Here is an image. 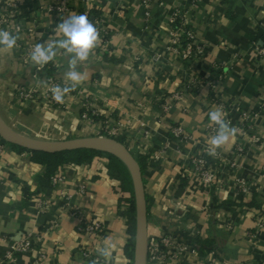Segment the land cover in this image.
Here are the masks:
<instances>
[{
  "label": "crops",
  "instance_id": "0c3cea01",
  "mask_svg": "<svg viewBox=\"0 0 264 264\" xmlns=\"http://www.w3.org/2000/svg\"><path fill=\"white\" fill-rule=\"evenodd\" d=\"M10 1L0 0V12ZM62 1L67 11L52 9ZM175 11L186 14L204 45L195 60L168 48ZM73 14L100 21V42L78 66L87 79L63 103H51L43 96L46 73L23 57L29 43L55 38L57 25ZM16 17L21 32L0 28L19 37L14 49L0 50V115L13 130L62 141L122 126L120 137L132 153L146 157L149 237L168 231L186 237L195 247L182 255L181 264H264V58L254 46L256 41L264 47V0H160L149 9L141 0H19ZM50 63L64 86L68 58L61 51ZM23 88L37 90V97L22 99ZM87 96L101 111L94 120L83 117ZM215 108L235 128L242 112L258 115L251 130H237L216 156L208 154L219 180L209 185L193 173L191 159L207 153L215 135L208 113ZM175 127L184 130L185 139ZM108 164L106 155H96L90 163L62 166L58 172L66 179L41 190L38 178L45 167L31 152L8 146L0 156V264H15L7 255L28 232L35 249L18 255L16 264H37L41 253L40 264H93L105 243L112 245L109 264H132L122 184ZM240 179L249 190L241 189ZM80 184L86 193L79 192ZM24 185L34 192L26 205ZM69 195L85 219L102 221V231L89 235L81 229L82 218L66 207ZM41 200L49 201V209H40ZM196 237L208 241L203 253L191 240Z\"/></svg>",
  "mask_w": 264,
  "mask_h": 264
},
{
  "label": "built area",
  "instance_id": "2783aa9c",
  "mask_svg": "<svg viewBox=\"0 0 264 264\" xmlns=\"http://www.w3.org/2000/svg\"><path fill=\"white\" fill-rule=\"evenodd\" d=\"M160 0H141L142 4L149 9L153 2H158ZM19 6V0H12L8 4V6H4L2 11L0 12V28L3 26H7L13 30L15 34H18L22 31V24L18 21L16 17V10ZM52 9L58 10L60 12H65L68 9V5L66 1H62L60 4L55 5ZM149 15L150 12H147ZM178 20L181 21V24L177 28H173L171 32V44L169 45V49L178 53L184 60H195L204 52V45L200 44L197 39L195 32L188 26V18L186 14H181L179 11H175L170 18L171 23L174 25ZM99 34L101 33L100 21H95L93 23ZM37 42H31L27 45L26 52L24 54V61L28 64H32L30 60V52L34 48ZM254 46L259 54L264 58V47H260L256 41L254 42ZM222 70H227V66H219ZM43 71L46 73L45 75V90L43 96L46 100L51 103H59L56 102L52 98V93L50 88L54 85L63 86L62 80L56 76L52 71V64L49 62L43 68ZM192 83H197L194 78H191ZM37 90L23 88L19 92V96L28 101L33 100L37 97ZM182 94V91L177 92L176 96ZM264 105V95H263V103ZM83 117L86 119L94 120L95 117L99 116L101 111L98 108H95L89 97H86V100L83 103ZM258 115V113L251 112H242V116L240 119L239 125L236 126V129L242 132H247L251 130L254 126L252 124V119L254 116ZM230 121L231 125H233V121ZM174 133L182 139L186 138V133L181 127H175ZM212 132L216 133V126H212ZM123 134L122 126H113L106 127L104 132H99L97 136H105V137H113L119 138ZM253 141L258 143L261 141V138L256 133L252 136ZM8 144L2 140L0 137V156H2L6 150L8 149ZM239 153H244L245 148L242 145H239L237 148ZM192 162V170L195 175L201 178L204 182L209 185H215L219 183L218 175L216 168L212 165L208 153H203L200 155H195L191 159ZM264 172V167H263ZM66 174L63 172H57L52 176V185L54 187L58 186L66 179ZM239 185L243 191H247L250 189L247 182L244 179L239 180ZM79 192L86 193V185H79ZM71 196H67V208H71L73 213L82 218V230L89 235H93L97 232L103 230L104 225L102 221L98 219H85L83 212L71 205L69 199ZM71 205V206H70ZM39 207L41 210L49 209V201L41 200L39 202ZM34 235L32 232H28L24 235L23 239L14 245L13 250L8 253L7 261L12 263H17L18 255L28 252H33L34 247ZM194 244H192L186 237L180 234L177 231H168L164 233L160 237H149L148 238V251H147V264H181L180 259L184 253L189 251L190 249H194ZM87 256L92 255V250L84 251ZM45 258V254H39L38 258H36L35 262L37 264L42 263ZM95 261H99V263L104 262L100 257H95ZM207 264H217L215 262H209Z\"/></svg>",
  "mask_w": 264,
  "mask_h": 264
},
{
  "label": "clouds",
  "instance_id": "9594fccd",
  "mask_svg": "<svg viewBox=\"0 0 264 264\" xmlns=\"http://www.w3.org/2000/svg\"><path fill=\"white\" fill-rule=\"evenodd\" d=\"M18 39V35L0 29V50L11 51L16 47ZM99 42V31L88 16L73 14L57 25L55 38L50 36L47 41L36 43L30 52V60L38 69L53 62L61 51L68 58V70L64 74L68 83L50 88L52 98L56 102L63 103L64 97L87 79L86 74L78 71V66L89 60L90 54ZM208 118L210 123L216 126V133L209 141L207 153L216 156L217 150L237 134V129L226 119L225 113L220 108L209 111ZM97 252L105 264H109L112 254L111 243H105L97 249ZM93 264H99V261H93Z\"/></svg>",
  "mask_w": 264,
  "mask_h": 264
},
{
  "label": "water",
  "instance_id": "95a60500",
  "mask_svg": "<svg viewBox=\"0 0 264 264\" xmlns=\"http://www.w3.org/2000/svg\"><path fill=\"white\" fill-rule=\"evenodd\" d=\"M0 137L7 143L16 144L32 151L57 153L79 149H91L120 157L127 165L133 182L136 205V234L134 263L147 264L148 251V200L141 166L125 143L117 138L92 136L62 141H44L13 130L0 115Z\"/></svg>",
  "mask_w": 264,
  "mask_h": 264
},
{
  "label": "trees",
  "instance_id": "16d2710c",
  "mask_svg": "<svg viewBox=\"0 0 264 264\" xmlns=\"http://www.w3.org/2000/svg\"><path fill=\"white\" fill-rule=\"evenodd\" d=\"M180 24L181 21L178 20L174 24V28L179 27ZM118 139L127 145L125 138L119 137ZM2 140L6 142L4 139ZM7 144L11 148H14L16 150L31 152L33 160L42 164L45 167L44 173L40 175L38 178L41 190L52 184V176L59 171L60 167L68 164L90 163L92 162L93 158L96 155H106L109 158L108 170L110 175L119 179L122 184V190H123L122 201L125 202V204L127 205L126 215L128 217L129 232L131 234V238L129 239L128 245L126 247V252L131 259L134 258L135 234H136V205L134 199V188H133V182L130 171L127 165L120 157L114 154L104 153L102 151H96L91 149H79L73 151L48 153L43 151H32L16 144H11V143H7ZM133 154L138 160L144 175L146 157L136 153ZM128 192H132V195L131 196L128 195ZM24 194L26 198L24 205H26L29 202L32 195L34 194V192L30 189L28 185H24ZM148 212H149V204H148ZM191 240L195 244L197 243V245H200L199 251L201 253H203L204 247L208 245V241L202 240L199 237H196L194 239L191 238Z\"/></svg>",
  "mask_w": 264,
  "mask_h": 264
},
{
  "label": "rangeland",
  "instance_id": "374dc122",
  "mask_svg": "<svg viewBox=\"0 0 264 264\" xmlns=\"http://www.w3.org/2000/svg\"><path fill=\"white\" fill-rule=\"evenodd\" d=\"M134 199H135V196H134ZM132 264L134 263V258H132V262H131Z\"/></svg>",
  "mask_w": 264,
  "mask_h": 264
}]
</instances>
